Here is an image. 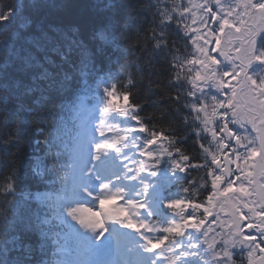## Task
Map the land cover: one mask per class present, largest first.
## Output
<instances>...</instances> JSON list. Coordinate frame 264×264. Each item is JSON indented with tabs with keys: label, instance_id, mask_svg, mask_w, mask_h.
<instances>
[{
	"label": "snow or ice",
	"instance_id": "snow-or-ice-1",
	"mask_svg": "<svg viewBox=\"0 0 264 264\" xmlns=\"http://www.w3.org/2000/svg\"><path fill=\"white\" fill-rule=\"evenodd\" d=\"M45 5L58 6L0 0V51L27 46L19 57L22 73H33L26 95L66 96L69 69L78 90L71 103L58 104L50 128L36 129L45 153L25 174V188L16 167L3 179L0 264H264V0H176L171 7L147 0L137 12L150 14L147 30L139 15L111 18L92 33L94 46L76 26L37 23ZM134 38L166 63L167 100L182 127L145 123L131 79L129 106L119 114L134 109L135 126L107 122L116 113L107 100L93 121L86 86L104 65L127 57ZM97 87L115 94L102 81ZM15 103L21 125H29L36 110ZM129 183L139 184L132 196ZM105 202L121 214L105 212ZM164 209L172 214L167 226L138 228L143 215ZM84 211L99 219L83 222Z\"/></svg>",
	"mask_w": 264,
	"mask_h": 264
},
{
	"label": "trees",
	"instance_id": "trees-1",
	"mask_svg": "<svg viewBox=\"0 0 264 264\" xmlns=\"http://www.w3.org/2000/svg\"><path fill=\"white\" fill-rule=\"evenodd\" d=\"M144 2L147 0H56L58 6L45 5L36 13L35 19L37 23L44 25L53 24L63 28L76 26L80 29L78 38L92 45V33L111 18L123 22L129 17L139 15L143 28L147 30L152 24L150 14L137 13L139 5ZM132 3L137 5L136 9L133 8ZM163 3L171 7L176 0H162V5ZM110 4L114 7H109ZM139 43L143 41L138 38L132 39L128 45L127 57H121L113 60L111 64L104 65L96 78L111 76L116 93L126 95L128 105L130 101L127 89L130 88V79L134 80L135 87H131V92L136 104L141 105L138 114L150 118L145 123L170 125L173 129L182 127L172 119V109L175 105L167 100L166 63L159 58H152L149 55L150 49L139 50L137 48ZM26 47L21 41L11 50L6 47L0 51V157L3 158L0 161V188L3 187L4 177L11 174L13 167L18 169L21 189L25 188V174L29 173L34 159L42 158L45 153V147L40 143L43 134L38 133L36 129L50 128L51 117L58 110V104L71 103L76 98L78 90L79 77L75 71L69 69L73 75V91L66 96L52 93V100L45 102L41 99L40 91L26 95L25 89L31 85L29 77L33 75V73L27 75L22 73L19 57L25 55ZM53 59L57 63L60 62L58 56H54ZM17 101L36 110L29 125H21L20 113L15 103ZM161 115H163L162 120ZM129 122L131 126L133 121L129 119ZM18 125L21 128L19 133H17ZM17 135L20 139H16ZM184 146L191 150V142L185 143ZM201 175L203 170L194 176L198 183ZM35 187L36 185L33 184V188ZM176 191L177 189L174 188L173 192ZM163 226L167 224H162ZM192 235L195 237L194 233ZM188 264L192 262L189 261Z\"/></svg>",
	"mask_w": 264,
	"mask_h": 264
},
{
	"label": "rangeland",
	"instance_id": "rangeland-1",
	"mask_svg": "<svg viewBox=\"0 0 264 264\" xmlns=\"http://www.w3.org/2000/svg\"><path fill=\"white\" fill-rule=\"evenodd\" d=\"M198 47H199V45H197ZM206 50V49H205ZM197 79H199V77L197 78ZM241 111L243 112L244 110L241 108ZM98 113H99V115H100V109H98ZM100 117V116H99ZM99 117H96L97 119H98V121H99ZM107 122H109V123H112V124H114L113 123V118H112V116L111 115H108L107 116ZM97 121V122H98ZM256 155H259L258 153L256 154ZM109 158V157H108ZM108 158H105V159H108ZM214 203V202H213ZM102 207L104 208V206L102 205ZM217 211H219V209H217ZM121 214V210L120 209H118V208H116V211H115V214L114 215H120ZM210 214V213H209ZM123 215H127V213L125 212V213H123ZM81 217H82V221L83 222H95L96 220H98L99 219V215L98 214H91V213H89V212H87V211H84V212H82L81 213ZM140 219H142V217L140 218ZM143 220V219H142ZM140 226V224L138 225V227ZM115 227H117V228H119V225L117 224V225H115Z\"/></svg>",
	"mask_w": 264,
	"mask_h": 264
},
{
	"label": "flooded vegetation",
	"instance_id": "flooded-vegetation-1",
	"mask_svg": "<svg viewBox=\"0 0 264 264\" xmlns=\"http://www.w3.org/2000/svg\"><path fill=\"white\" fill-rule=\"evenodd\" d=\"M205 2L207 3V0H205ZM214 55H215V53H214ZM244 110V109H243Z\"/></svg>",
	"mask_w": 264,
	"mask_h": 264
},
{
	"label": "bare ground",
	"instance_id": "bare-ground-1",
	"mask_svg": "<svg viewBox=\"0 0 264 264\" xmlns=\"http://www.w3.org/2000/svg\"><path fill=\"white\" fill-rule=\"evenodd\" d=\"M200 54H202V53H200ZM205 67H207V65H205Z\"/></svg>",
	"mask_w": 264,
	"mask_h": 264
}]
</instances>
